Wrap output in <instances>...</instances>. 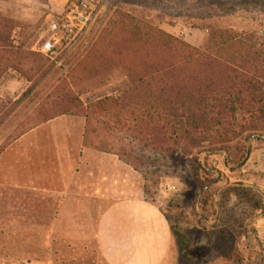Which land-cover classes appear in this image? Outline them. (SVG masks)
Here are the masks:
<instances>
[{
  "label": "rangeland",
  "instance_id": "obj_1",
  "mask_svg": "<svg viewBox=\"0 0 264 264\" xmlns=\"http://www.w3.org/2000/svg\"><path fill=\"white\" fill-rule=\"evenodd\" d=\"M0 10L21 22L16 45L41 54L51 66L49 74L42 78L31 75L27 79L14 69L1 75L0 154L19 138L20 131L71 108L47 104L45 98L52 92L56 98V94L70 91L85 105L93 106V110L95 103L108 98L103 110L111 112L113 118L117 116L115 120H123L122 124L124 118L126 125L134 122L130 113L139 114L145 94H125L130 81L121 52L141 50L144 43L136 36L130 39L122 30L113 42L114 47L102 40L120 15L160 28L199 49L206 47L214 31L234 28L264 36L260 32L264 28V0H0ZM49 41L55 52L46 54L43 47ZM145 50L133 54L134 67L143 68L144 62L137 63V56L149 52L154 56L150 47ZM162 54L170 56L167 51ZM84 57L90 58L88 73L76 74L73 69ZM147 101L148 105L152 102ZM73 110L78 111L77 107ZM113 118L105 114L102 120L112 122ZM88 123L89 135L93 128L100 127L98 120L91 118ZM93 136L99 147L117 153L137 171L142 195L159 204L176 226V232L183 235L187 255L182 256L180 239L175 234V264H240L238 257H246L247 245L242 237L252 230L248 220L256 213L247 204L238 205L231 193L235 183L253 179L249 173L256 172L255 167L262 164L260 157H253L251 165L246 161L253 151L256 154L264 150V140L250 138L243 142L227 135L211 150L194 149L188 154L169 156L137 143L128 145L126 135L123 140L118 133L112 137L99 130ZM173 178L179 179L182 188L166 199L161 193ZM208 181L210 184L203 187ZM207 189L208 203L203 206ZM38 202L37 194L0 185V264L49 262L40 256L38 233L32 230L33 226L23 223L24 218L38 215ZM224 230L222 235L220 231ZM220 235L226 236L227 242L221 244Z\"/></svg>",
  "mask_w": 264,
  "mask_h": 264
},
{
  "label": "trees",
  "instance_id": "obj_2",
  "mask_svg": "<svg viewBox=\"0 0 264 264\" xmlns=\"http://www.w3.org/2000/svg\"><path fill=\"white\" fill-rule=\"evenodd\" d=\"M20 25L21 22L11 13L0 10V77L9 69L20 72L27 79L31 75L47 76L51 66L41 54L16 45L19 38L16 32ZM120 30L130 39L136 36L144 43L141 50L124 49L121 52L130 81L125 94L128 91L145 94L139 114L130 113L134 117L133 123L126 125L124 118L122 124L123 120L117 121V116L113 118L111 112L103 110L102 106L108 98L95 103L94 110L93 106L82 103L79 96H72L70 91L60 92L56 98L52 92L45 98L46 103L70 105L71 108L61 114H81L88 122L91 118L98 120L100 127L93 128L92 134L102 130L113 137L118 133L123 140L128 137V145L137 143L169 156L179 152L188 154L194 149L211 150L221 137L227 135H234L243 142L250 138L264 140V36L258 35V32L229 28L212 32L206 47L199 49L160 28L138 22L129 15H120L110 30L104 33V43L113 46ZM147 47L158 57H152V52L140 58L137 56V63L139 60L144 62L143 68L134 67L131 61L133 54L146 51ZM166 51L170 52V56L162 54ZM151 58L153 60L149 62ZM108 59L113 61L110 56ZM89 62V57L80 59L73 72L86 75ZM147 100L152 102L148 105ZM75 107L78 111L73 110ZM105 114H110L114 120H102ZM55 116L46 117L43 122ZM35 126L20 131L17 137ZM124 153L128 154L126 150ZM242 184L234 185L231 193L236 197L237 204H247L255 213L264 211L261 192ZM209 192V189L205 192L203 206L208 203ZM170 222L174 234L180 239V251L184 257L187 253L184 251L183 235L176 232L171 219ZM223 232L225 230L220 231L222 235ZM225 237L219 236L221 244L227 242ZM238 263L253 264L252 257L250 261L246 257H238Z\"/></svg>",
  "mask_w": 264,
  "mask_h": 264
},
{
  "label": "crops",
  "instance_id": "obj_3",
  "mask_svg": "<svg viewBox=\"0 0 264 264\" xmlns=\"http://www.w3.org/2000/svg\"><path fill=\"white\" fill-rule=\"evenodd\" d=\"M98 145L86 116L64 113L0 154V185L38 195V215L23 223L38 233L40 256L49 261L44 263L175 264L178 251L166 212L142 195L137 171ZM256 155L262 164L253 163V179L240 182L264 200V150L253 151L246 164ZM248 222L252 230L242 237L246 259L264 264V211Z\"/></svg>",
  "mask_w": 264,
  "mask_h": 264
},
{
  "label": "clouds",
  "instance_id": "obj_4",
  "mask_svg": "<svg viewBox=\"0 0 264 264\" xmlns=\"http://www.w3.org/2000/svg\"><path fill=\"white\" fill-rule=\"evenodd\" d=\"M182 188V184L179 179L173 178L166 185V190L162 191L161 195H163L166 199L176 192L180 191Z\"/></svg>",
  "mask_w": 264,
  "mask_h": 264
},
{
  "label": "built area",
  "instance_id": "obj_5",
  "mask_svg": "<svg viewBox=\"0 0 264 264\" xmlns=\"http://www.w3.org/2000/svg\"><path fill=\"white\" fill-rule=\"evenodd\" d=\"M54 48H55L54 44L51 41H49L44 45L43 52L46 54L54 53L55 52Z\"/></svg>",
  "mask_w": 264,
  "mask_h": 264
}]
</instances>
